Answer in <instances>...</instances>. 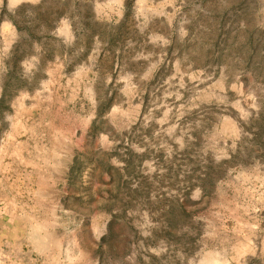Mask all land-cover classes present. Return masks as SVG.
Returning <instances> with one entry per match:
<instances>
[{
	"label": "rangeland",
	"instance_id": "1",
	"mask_svg": "<svg viewBox=\"0 0 264 264\" xmlns=\"http://www.w3.org/2000/svg\"><path fill=\"white\" fill-rule=\"evenodd\" d=\"M3 14L0 264H264V0Z\"/></svg>",
	"mask_w": 264,
	"mask_h": 264
},
{
	"label": "crops",
	"instance_id": "2",
	"mask_svg": "<svg viewBox=\"0 0 264 264\" xmlns=\"http://www.w3.org/2000/svg\"><path fill=\"white\" fill-rule=\"evenodd\" d=\"M41 0H0V18L4 17V14H3V10L11 13L12 15L14 14V12L22 5V4H25V3H37ZM1 25H5V26H8L9 24L8 23H4V22H1L0 20V26ZM15 175H17V173H15ZM20 176V174H19ZM24 177V179H29L28 176H31L30 174L28 175V173H23L22 175ZM36 176V175H35ZM25 181V180H23ZM1 221L0 220V224H1ZM5 224L7 225H12L14 224L13 222V219L10 217L9 213H6L5 215ZM8 234V233H7ZM30 264V262H29Z\"/></svg>",
	"mask_w": 264,
	"mask_h": 264
}]
</instances>
